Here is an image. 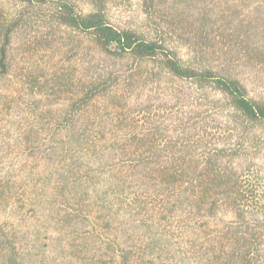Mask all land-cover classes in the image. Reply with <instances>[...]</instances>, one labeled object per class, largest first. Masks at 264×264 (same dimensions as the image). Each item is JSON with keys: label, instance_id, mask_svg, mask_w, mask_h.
Returning <instances> with one entry per match:
<instances>
[{"label": "trees", "instance_id": "1", "mask_svg": "<svg viewBox=\"0 0 264 264\" xmlns=\"http://www.w3.org/2000/svg\"><path fill=\"white\" fill-rule=\"evenodd\" d=\"M15 2L0 19V86L13 71L14 37L31 19L73 30L114 67L84 74L76 99L37 114L16 145L0 137L1 159L16 151L13 168L23 177L1 182L3 209L34 228L52 217L63 236L61 264H264V145L247 144L264 132V100L227 67L184 59L164 39L117 27L105 0H92L88 12L73 0ZM172 9L175 21L199 32L232 33L234 52H264V0H174ZM207 41L190 48L204 54ZM162 81L174 85L165 94L174 124L146 120L157 106L130 107L145 88L168 90ZM0 93V113L10 117L13 95ZM24 174L28 191L17 194ZM5 233L3 263L20 264Z\"/></svg>", "mask_w": 264, "mask_h": 264}, {"label": "rangeland", "instance_id": "2", "mask_svg": "<svg viewBox=\"0 0 264 264\" xmlns=\"http://www.w3.org/2000/svg\"><path fill=\"white\" fill-rule=\"evenodd\" d=\"M73 1L85 12L92 9V0ZM156 1L153 8L149 0H105L108 16L117 27L133 29L149 39H164L184 59L196 61L197 57V60L202 58L217 69L227 67L230 75L241 79L247 86L251 97L264 100V52L252 51L249 46L239 45L236 47L241 49L234 52L232 47L238 38L234 41L232 33L230 35L229 32L222 34L217 31L199 32V25L193 27L194 25L189 23L181 24L174 20L172 9L174 0ZM16 7L15 0H0V19L3 15L10 17ZM235 36L237 37V33H233V37ZM206 38L210 41L203 47L205 53L196 54V51L190 48L191 45L198 40L205 41ZM11 53L13 71L9 78L1 83L0 90L13 95L15 106L10 117L0 113V137H7L12 146L16 145V136L21 127L34 125L37 114L49 111L50 108L62 112L67 101L76 99L77 87L84 74L90 77L96 74L99 64L114 67L112 65L114 63L100 59L95 49L93 50L81 35L66 27L58 29L47 19L28 20L17 31ZM116 67L125 68L121 65ZM68 81L71 83L72 91H67L64 86ZM162 84L168 90L152 92L154 87L145 88L144 92L140 91L133 97L136 98V102L135 99V103L130 102V107L135 108L137 101L146 107L151 105V109L157 106L152 110L158 112L157 115L155 117L153 114L147 115L146 120L174 124L177 117L174 114L173 103L170 102L169 96L165 95L170 94L174 85L165 81H162ZM10 120L12 124L9 123ZM147 125L149 126L148 123L145 126ZM173 137L174 134L171 132L169 141H159V144H168ZM247 144L264 145V132L257 130ZM1 149L0 186L4 179L15 181L22 177L13 168L20 160L15 154L16 151L2 160ZM24 177L26 184L24 187L17 184L19 188L17 194L28 191L29 177L27 174H24ZM58 209L60 208L55 211L57 220L60 218ZM6 211L0 199V242L3 233L7 232L9 238L7 240L11 242L7 245L14 247L18 252L16 258L20 264H61L59 239H63V236L53 229L52 217L43 219L37 224V228H34L27 222H20L18 215L13 211L8 209ZM0 264H4L2 253ZM6 264H9L7 260Z\"/></svg>", "mask_w": 264, "mask_h": 264}]
</instances>
